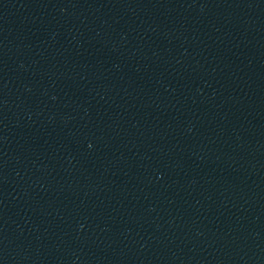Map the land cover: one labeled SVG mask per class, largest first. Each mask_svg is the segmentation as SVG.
I'll return each mask as SVG.
<instances>
[{
	"label": "water",
	"instance_id": "1",
	"mask_svg": "<svg viewBox=\"0 0 264 264\" xmlns=\"http://www.w3.org/2000/svg\"><path fill=\"white\" fill-rule=\"evenodd\" d=\"M0 264H264V0H0Z\"/></svg>",
	"mask_w": 264,
	"mask_h": 264
}]
</instances>
